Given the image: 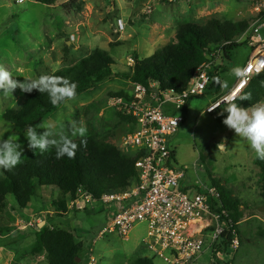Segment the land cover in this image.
<instances>
[{
	"label": "rangeland",
	"instance_id": "rangeland-1",
	"mask_svg": "<svg viewBox=\"0 0 264 264\" xmlns=\"http://www.w3.org/2000/svg\"><path fill=\"white\" fill-rule=\"evenodd\" d=\"M254 16L248 0H56L54 4L40 0H24L22 3L0 0V66L23 83L26 79H37L73 66L95 49L102 48L115 59L114 70L131 72L135 53L141 59L151 56L175 40L180 26L186 23L204 25L218 18L233 24L248 22L249 26ZM250 52L249 45L241 43L232 60L220 69L223 85H227L223 87V95L237 80L231 70L237 66L242 68ZM120 91L131 93L133 83L122 78L108 80L63 103L37 124H51L56 133L51 138L58 141L61 136L70 140L80 138L73 132L84 126L87 128L85 136L111 139L123 149L121 141L129 133L130 124L121 122L113 105L112 93ZM25 94L19 88L13 94L0 90V139L13 138L23 148L22 157L31 150L26 132L16 131L5 115L21 102ZM219 97L207 93L191 98L186 112L177 111L184 115L185 121L170 137L178 164L186 168L182 186H206L217 178L232 187L245 203L244 218L239 223L238 249L230 258L225 253L213 255L207 250L195 264H264V237L260 236L264 231V206L258 183L260 168L254 162L256 153L246 140L223 124L225 117L218 119L216 111L205 112L206 108L220 101ZM258 104H264V99ZM44 131L43 128L37 129L38 134ZM222 142L226 145L225 150L217 148ZM2 176L0 169V180ZM61 196L58 187L37 186L36 195L26 212L30 214L40 208L44 213L34 220L46 217L52 227L67 228L81 237L84 245L82 264L87 263L91 255L96 264H132L138 258L151 259L153 264H166L144 246V224H138L128 240L117 233L101 236L108 210L97 204L94 211L68 210L65 216H59L54 204ZM8 199L11 208H16L13 212L17 218L16 228L20 223L25 225L30 219L20 217L25 208L18 207L13 195H8ZM49 209L52 214L48 213ZM41 223L39 221L38 225ZM32 228L28 227L29 230ZM20 241L21 247L25 248L22 256H27L33 244L28 239ZM44 261L47 264L46 258Z\"/></svg>",
	"mask_w": 264,
	"mask_h": 264
},
{
	"label": "trees",
	"instance_id": "trees-1",
	"mask_svg": "<svg viewBox=\"0 0 264 264\" xmlns=\"http://www.w3.org/2000/svg\"><path fill=\"white\" fill-rule=\"evenodd\" d=\"M40 1L46 4L56 2V0ZM247 27L248 22L233 24L218 18H213L204 25L186 23L180 26L175 40L157 49L151 56L141 59L135 53L131 72L114 70L115 59L107 50L97 48L75 65L62 68L51 75L75 82L77 95L115 78H122L133 84L139 83L148 88L152 83L157 82L161 89H174L180 92L187 88L198 66L207 60V51L212 45L234 40ZM240 45L234 41L225 47V58L228 61L232 60L236 48ZM224 66L213 73L205 94H214L217 98L223 96L224 85L220 69ZM246 93L251 94L250 100L238 99L234 103L249 108L264 99V72L253 77L242 95ZM130 94L126 91L112 93L114 97L125 98H130ZM229 105L223 104L215 110L218 119L227 116L226 112L223 115L221 112ZM60 106L54 107L47 93L33 90L32 93H26L21 102L6 113L5 118L15 125L16 131L23 132L27 126L40 123ZM186 110L187 107L183 109V112ZM117 114L122 123L130 124L129 133L136 130L137 123L132 116L119 111ZM82 140L87 141L86 146L82 145ZM72 142L77 145L76 155L72 159L67 156L57 159L56 147L50 146L43 153L39 149L28 151L21 158L22 163L10 171L2 169L0 237L16 230L17 218L13 213L16 208H11L8 195H13L18 207L23 209L36 195L37 186L58 187L62 196L55 201L54 206L59 216H65L68 212V200L75 196L79 188L88 190L99 198L105 192L126 190L134 185L138 175L135 162L143 155V152H125L115 141L99 138L96 135L83 136ZM254 162L260 168L258 183L264 206V161L256 157ZM212 184L219 189L222 206L228 211L231 219L229 227L227 226V239L222 249L223 252L231 254L228 251L233 238L232 231L236 230L237 234H240L239 223L244 218L245 203L232 187L223 184L221 180L213 178ZM260 236L264 237V231L260 233ZM83 250V241L74 232L51 227L47 222L36 230L35 242L27 256L44 255L47 264H81ZM132 264L153 263L151 259L138 258Z\"/></svg>",
	"mask_w": 264,
	"mask_h": 264
},
{
	"label": "built area",
	"instance_id": "built-area-1",
	"mask_svg": "<svg viewBox=\"0 0 264 264\" xmlns=\"http://www.w3.org/2000/svg\"><path fill=\"white\" fill-rule=\"evenodd\" d=\"M248 1L255 16L247 29L238 39L210 47L207 60L198 66L186 89L178 92L161 89L157 82L149 88L134 83L130 98L114 97L117 111L132 116L137 123L136 130L124 135L121 141L125 152H143L135 162L137 179L126 190L105 192L99 198L79 188L67 203L68 210L76 211H94L97 204H102L108 216L101 236L117 233L128 240L132 230L144 224V246L166 264H195L207 250L213 255L225 253L230 258L238 249L239 234L233 230L228 251L231 254L222 251L231 219L222 206L219 189L213 184L192 188L181 185L186 168L178 164L170 137L178 131L185 117L181 112L175 114L166 109L183 111L191 98L204 95L216 69L227 65L225 47L234 41L249 45L251 52L242 68L250 70L245 77L237 78L220 101L205 112L213 113L221 104L236 102L253 77L264 72V67L256 71L258 66L264 65V34L261 33L264 31V0ZM188 189L195 193L191 194ZM37 220L30 219L25 225L20 223L18 228L36 227ZM86 264H96L95 257L91 255Z\"/></svg>",
	"mask_w": 264,
	"mask_h": 264
},
{
	"label": "clouds",
	"instance_id": "clouds-1",
	"mask_svg": "<svg viewBox=\"0 0 264 264\" xmlns=\"http://www.w3.org/2000/svg\"><path fill=\"white\" fill-rule=\"evenodd\" d=\"M261 67L258 66L256 71L259 72ZM250 69L234 67L231 70L233 76L237 78L245 77ZM218 82V81H217ZM246 82V81H245ZM225 87L227 85H224ZM19 88L23 93H32L37 90L39 93H47L50 103L54 107L66 103L76 97L77 84L70 82L64 77L41 75L37 79H26L23 83L16 81L12 74L3 66H0V90L4 93H12ZM241 101L251 99V94L246 93L239 97ZM226 112L227 116L223 119V124L228 129L234 130V133L239 138L246 140L251 149L255 150L257 159L264 161V104H258L252 108H245L237 103H231L222 112ZM38 128H43L45 131L42 134L37 133ZM26 140L28 141L29 149H39L41 153L47 151L50 146L56 147V158L60 159L67 156L72 159L76 155L77 145L69 138L61 136L60 140L53 137L56 133L53 131L51 124H37L35 127L29 126L26 130ZM87 128L81 126L77 128L73 135L85 136ZM83 146H86L87 141H81ZM220 150H225L226 145L222 142L217 145ZM23 148L19 143H16L13 138L0 139V169L12 170L18 164L22 163Z\"/></svg>",
	"mask_w": 264,
	"mask_h": 264
},
{
	"label": "crops",
	"instance_id": "crops-1",
	"mask_svg": "<svg viewBox=\"0 0 264 264\" xmlns=\"http://www.w3.org/2000/svg\"><path fill=\"white\" fill-rule=\"evenodd\" d=\"M168 111L176 114V112L178 110L167 108L166 112H168ZM184 187L192 188L191 186H184ZM43 203H46V202H43ZM26 211H27V208H25L21 213V214H23L20 216L22 218V220H23L24 216H28L30 219H34L38 216L39 217L42 216V214L44 213V211L43 210L41 211L40 208L34 209L30 214H28ZM48 213L52 214L53 211L51 209H49ZM39 221L40 222L42 221V223L39 224L38 226L32 228L31 230H29L27 227L26 229H20V232H17V230L19 228H16V230H14L11 234L0 237L2 242H3L0 244V262H1V264H44V262H45L44 261L45 260L44 255H39V256H25L24 255L25 257L22 256L23 251H25V248L23 249L21 247V244H20L21 239H28L31 241V244H33L35 242L36 230L41 228L42 226H44L47 222L49 223V221L46 217H44V218L41 217ZM50 225L52 227V224H50ZM64 229H67V228H64ZM78 238L81 240V237H78ZM7 240L8 241L10 240V241L8 242ZM81 264H82V260H81Z\"/></svg>",
	"mask_w": 264,
	"mask_h": 264
},
{
	"label": "water",
	"instance_id": "water-1",
	"mask_svg": "<svg viewBox=\"0 0 264 264\" xmlns=\"http://www.w3.org/2000/svg\"><path fill=\"white\" fill-rule=\"evenodd\" d=\"M43 227V226H42Z\"/></svg>",
	"mask_w": 264,
	"mask_h": 264
}]
</instances>
